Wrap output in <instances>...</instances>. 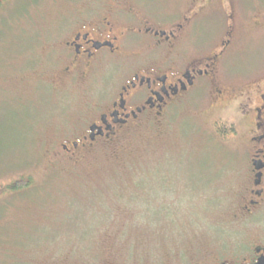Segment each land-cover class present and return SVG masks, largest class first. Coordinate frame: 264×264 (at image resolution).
I'll return each instance as SVG.
<instances>
[{
  "label": "rangeland",
  "instance_id": "1",
  "mask_svg": "<svg viewBox=\"0 0 264 264\" xmlns=\"http://www.w3.org/2000/svg\"><path fill=\"white\" fill-rule=\"evenodd\" d=\"M104 18L116 33L175 38L156 46L127 35L89 74L67 73L65 41ZM228 28L222 100L214 85L183 94L162 114L83 142L131 75L200 65ZM260 60L264 0H5L0 186L24 177L30 186L0 195V264H194L264 234L243 212L251 175L239 135L240 73L250 88Z\"/></svg>",
  "mask_w": 264,
  "mask_h": 264
},
{
  "label": "flooded vegetation",
  "instance_id": "2",
  "mask_svg": "<svg viewBox=\"0 0 264 264\" xmlns=\"http://www.w3.org/2000/svg\"><path fill=\"white\" fill-rule=\"evenodd\" d=\"M116 24L104 18L93 25L87 24L86 27L78 28L62 46L61 56L69 63V67H65L64 70L67 73L86 71V74H89L93 66L98 65L102 56L113 57L118 54L119 47L127 35L145 33L152 37L156 46H159L161 41L168 42L175 38L173 32L166 34L162 31L164 35L161 36L160 30L150 27L144 29L127 27L116 33ZM232 37L231 28H228L226 40L219 43L216 51L205 56L200 65L190 63L177 72L164 68L160 72V67L135 72L119 87L107 112L99 114L97 121L89 125L88 134L83 137V142L93 144L98 139L109 138L116 130L139 121L144 114L152 112L162 114L165 109L173 106V100L183 94L204 92L214 85L215 101L222 100V93H227L229 89L219 82L218 68L221 61L232 51ZM241 72V81L238 85V91L242 96L239 107L240 148L242 154L247 157L251 175L243 212L245 216L255 218L264 230V224L259 221L264 216V60H260L251 71L255 73L252 75L256 79L250 88L246 84L245 72ZM92 127H95L93 140L90 138ZM100 128L103 131L102 135L97 134ZM74 143L76 147L73 146ZM78 146L79 142L72 143L73 149H77ZM63 148L69 151L66 145ZM194 264H264V234L260 233L255 236L254 241L250 240L248 243L238 242L230 250L226 249L217 256Z\"/></svg>",
  "mask_w": 264,
  "mask_h": 264
},
{
  "label": "trees",
  "instance_id": "3",
  "mask_svg": "<svg viewBox=\"0 0 264 264\" xmlns=\"http://www.w3.org/2000/svg\"><path fill=\"white\" fill-rule=\"evenodd\" d=\"M5 0H0V5L4 2ZM30 186V180L27 178H21L17 181L12 182L11 184L7 185V186H0V195L4 192V191H11V192H15V191H20L23 189H26Z\"/></svg>",
  "mask_w": 264,
  "mask_h": 264
},
{
  "label": "water",
  "instance_id": "4",
  "mask_svg": "<svg viewBox=\"0 0 264 264\" xmlns=\"http://www.w3.org/2000/svg\"><path fill=\"white\" fill-rule=\"evenodd\" d=\"M161 35H164V34H161ZM94 131H95V127H92V128H91V134H90V138H91L92 140H93L94 137H95ZM97 134H98V135H102V134H103V131H102L101 128L98 130ZM73 146L76 147V146H77L76 143H74Z\"/></svg>",
  "mask_w": 264,
  "mask_h": 264
}]
</instances>
